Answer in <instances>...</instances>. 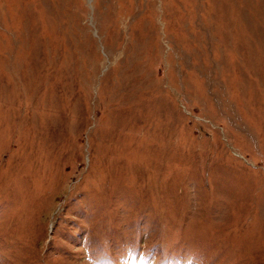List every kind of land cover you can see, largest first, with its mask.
<instances>
[{
	"label": "rangeland",
	"instance_id": "obj_1",
	"mask_svg": "<svg viewBox=\"0 0 264 264\" xmlns=\"http://www.w3.org/2000/svg\"><path fill=\"white\" fill-rule=\"evenodd\" d=\"M0 264H264V0H0Z\"/></svg>",
	"mask_w": 264,
	"mask_h": 264
}]
</instances>
